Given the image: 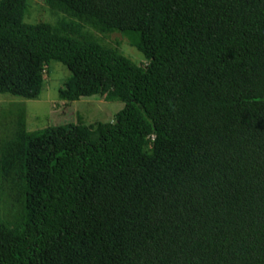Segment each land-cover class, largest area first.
Masks as SVG:
<instances>
[{"label":"trees","instance_id":"1","mask_svg":"<svg viewBox=\"0 0 264 264\" xmlns=\"http://www.w3.org/2000/svg\"><path fill=\"white\" fill-rule=\"evenodd\" d=\"M0 0V93L120 100L114 121L0 123V264H264V0ZM85 25L119 31L140 65ZM1 200V198H0Z\"/></svg>","mask_w":264,"mask_h":264},{"label":"rangeland","instance_id":"2","mask_svg":"<svg viewBox=\"0 0 264 264\" xmlns=\"http://www.w3.org/2000/svg\"><path fill=\"white\" fill-rule=\"evenodd\" d=\"M26 22L47 21L56 23L59 19H70L62 12L52 10L45 0H27ZM85 31L91 33L100 43L116 47L122 54L134 62L145 65L147 60L129 38L119 31L99 32L85 25ZM69 70L55 60L49 61L44 69V85L37 98L26 99L9 93H0V123L3 137L10 136L16 125L19 112H23L26 130L44 129L48 126L69 125L80 118L86 124L114 121L115 113L124 103L120 100L107 101L102 96H84L78 100L60 99L58 91ZM0 209L3 215L10 212V203L6 195L1 194Z\"/></svg>","mask_w":264,"mask_h":264}]
</instances>
